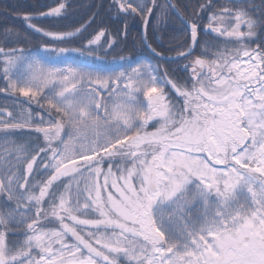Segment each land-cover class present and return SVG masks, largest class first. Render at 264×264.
Listing matches in <instances>:
<instances>
[{
	"label": "snow or ice",
	"instance_id": "snow-or-ice-1",
	"mask_svg": "<svg viewBox=\"0 0 264 264\" xmlns=\"http://www.w3.org/2000/svg\"><path fill=\"white\" fill-rule=\"evenodd\" d=\"M70 7L0 44V264H264V0ZM130 21L150 58L109 63Z\"/></svg>",
	"mask_w": 264,
	"mask_h": 264
},
{
	"label": "trees",
	"instance_id": "trees-1",
	"mask_svg": "<svg viewBox=\"0 0 264 264\" xmlns=\"http://www.w3.org/2000/svg\"><path fill=\"white\" fill-rule=\"evenodd\" d=\"M108 0H69L71 7L69 8L68 18L62 23L56 26L54 30H70L72 27H78L81 23L85 22L92 14H97L96 23L92 25L89 31H95L101 25L108 28L111 32L120 28L121 22L119 19L112 17L107 11L106 5ZM186 3H195L196 0H183ZM55 0H0V44L5 43L3 35L6 29H13L27 35L30 41L26 47L35 48L40 40L37 36L30 33H25V27L21 14L25 12H38L46 10V7L53 5ZM202 23H207V20H203ZM175 21H172L169 28L159 33L162 36V42L165 48L174 47L177 43L183 42L186 36H182L178 31L173 29ZM41 26L45 28H51V21H43ZM141 32L142 28L139 21L129 22V35L126 40L120 43V46L111 52L106 59L108 62H112L114 58L120 56H129L135 59L136 57H148L149 53L146 48L141 44ZM202 39L210 40L211 37H201ZM149 39L153 41V45L156 46V41L153 38L151 30H149ZM8 46H13L9 44ZM68 47H79V44L60 45ZM168 55H174V53H168ZM176 68V65H172ZM0 103H11L10 100H5L3 96H0ZM33 110L37 109L33 106Z\"/></svg>",
	"mask_w": 264,
	"mask_h": 264
},
{
	"label": "rangeland",
	"instance_id": "rangeland-1",
	"mask_svg": "<svg viewBox=\"0 0 264 264\" xmlns=\"http://www.w3.org/2000/svg\"><path fill=\"white\" fill-rule=\"evenodd\" d=\"M141 58H143V59H149L148 57H141ZM109 63H111V62H109Z\"/></svg>",
	"mask_w": 264,
	"mask_h": 264
}]
</instances>
